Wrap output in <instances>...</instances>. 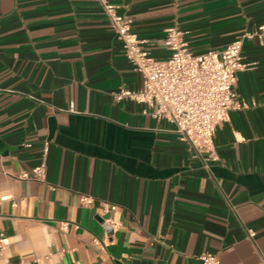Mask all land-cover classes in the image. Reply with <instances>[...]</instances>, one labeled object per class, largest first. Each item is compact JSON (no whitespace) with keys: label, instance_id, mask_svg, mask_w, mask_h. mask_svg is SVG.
I'll return each mask as SVG.
<instances>
[{"label":"crops","instance_id":"1","mask_svg":"<svg viewBox=\"0 0 264 264\" xmlns=\"http://www.w3.org/2000/svg\"><path fill=\"white\" fill-rule=\"evenodd\" d=\"M110 1L157 59L171 26L203 53L264 25V0ZM242 54L247 106L218 126L213 161L144 103L114 99L143 78L99 0H0V264H264V41ZM45 140L46 179L20 178Z\"/></svg>","mask_w":264,"mask_h":264},{"label":"built area","instance_id":"2","mask_svg":"<svg viewBox=\"0 0 264 264\" xmlns=\"http://www.w3.org/2000/svg\"><path fill=\"white\" fill-rule=\"evenodd\" d=\"M123 43L126 57L133 63L135 70L142 75L143 84L140 89L122 86L113 93L117 101L135 100L146 105L144 112L156 119H165L176 126L181 140L190 143L209 159L219 161L215 136L220 124L230 120V111L244 108L236 98L234 87L238 80V72L248 69L251 63L244 60L242 50L247 39L258 38L264 41V25L256 30L246 31L221 50H209L194 53L184 31L176 26L168 27L164 43L171 51L166 59L153 57L144 48L145 40L133 30V20L122 11L121 6L110 0H99ZM31 146L30 142L26 143ZM44 157L42 161L20 174L22 179H46L48 170V154L50 141L43 143ZM81 203L90 205L93 197L81 195ZM116 206L105 205V212ZM104 223L114 227L111 216L103 218ZM69 222L62 221L60 229L67 231ZM250 236L255 232L250 230ZM96 243L101 242L96 239ZM9 244V239L1 234L2 250ZM202 264H221L218 253L205 252L200 256Z\"/></svg>","mask_w":264,"mask_h":264}]
</instances>
